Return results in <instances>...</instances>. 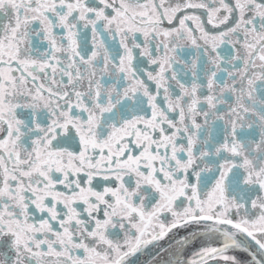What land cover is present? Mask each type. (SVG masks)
<instances>
[{
	"label": "snow or ice",
	"instance_id": "obj_1",
	"mask_svg": "<svg viewBox=\"0 0 264 264\" xmlns=\"http://www.w3.org/2000/svg\"><path fill=\"white\" fill-rule=\"evenodd\" d=\"M0 264H264V0H0Z\"/></svg>",
	"mask_w": 264,
	"mask_h": 264
}]
</instances>
